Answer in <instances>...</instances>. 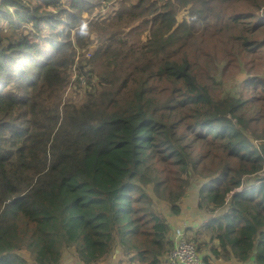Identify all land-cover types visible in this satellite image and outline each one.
Listing matches in <instances>:
<instances>
[{"label": "trees", "instance_id": "obj_1", "mask_svg": "<svg viewBox=\"0 0 264 264\" xmlns=\"http://www.w3.org/2000/svg\"><path fill=\"white\" fill-rule=\"evenodd\" d=\"M60 1L0 0V264H162L155 200L178 215L195 175L209 254L264 264V79H215L261 57L264 0H64L87 17L48 52Z\"/></svg>", "mask_w": 264, "mask_h": 264}, {"label": "rangeland", "instance_id": "obj_2", "mask_svg": "<svg viewBox=\"0 0 264 264\" xmlns=\"http://www.w3.org/2000/svg\"><path fill=\"white\" fill-rule=\"evenodd\" d=\"M12 9V7H11ZM47 10H49L52 13V19L45 25V31L48 32V38L46 39L45 43L48 46L44 47V50L50 52L52 47L57 45L59 42L64 41L66 38V32L67 30L73 31V28L85 17H87V14L84 13L81 9L73 8L70 5L66 4L65 1H60L57 3V5H49L47 7ZM94 14V13H93ZM185 11L181 10L177 13L176 18L178 22L182 21V17L184 16ZM259 15L264 16V7L263 10L259 12ZM14 17H11V20H13ZM25 23V22H23ZM29 25H31V22H29ZM44 26V27H45ZM260 27L258 30L260 40L264 42V29ZM96 42V40H93ZM95 44L91 45V48L93 50V47ZM34 49V48H33ZM264 49V46H263ZM38 51V46H35L34 52ZM84 53V57L88 58L92 51L91 50H83L81 51ZM264 50H261V57L256 58L253 61L247 63L243 60H238L232 63V65L229 66V68L226 69V71L220 75L219 72L215 75V79L221 80V84L219 85V89H221L223 92H229L232 94H238L240 92L242 87V82L245 79H248L249 77L256 76L264 79ZM76 71L75 69L71 71V81L72 83L69 84V87L67 88V94L66 96L75 97L76 100L80 101L84 94L85 89L83 88L85 85L84 78L80 77V84H78L77 76L75 75ZM78 74V72H77ZM96 81V79H95ZM262 123V121L260 122ZM264 124V123H263ZM189 170H192L189 168ZM197 176L191 177L192 187L187 191V194L183 195L181 198L179 205L180 207H193V204L197 202L198 197V191H199V183L196 181ZM248 182V181H247ZM246 183V181H245ZM249 183V182H248ZM155 207L164 215L168 214L169 210L167 205L164 202H161L160 200H155ZM198 208V205H197ZM199 209V208H198ZM195 213L197 211H194ZM205 221L200 222L199 227L195 230L194 233L189 232L188 236L191 240H193L196 244V247L198 249V245L200 247L199 253L203 257V260H205L206 255L208 253L207 245L205 247L204 243L210 239L208 234V230H206ZM200 229V230H199ZM198 230L200 234H198ZM213 243V242H212ZM216 244V242L214 241ZM213 243V244H214ZM205 262V261H204ZM240 264V263H236ZM243 264V263H242ZM244 264H253V263H244Z\"/></svg>", "mask_w": 264, "mask_h": 264}, {"label": "crops", "instance_id": "obj_3", "mask_svg": "<svg viewBox=\"0 0 264 264\" xmlns=\"http://www.w3.org/2000/svg\"><path fill=\"white\" fill-rule=\"evenodd\" d=\"M187 191L185 194H187ZM180 209L181 212L178 215H172L170 212H168V214H164L171 226V229H174L175 227H185L187 229V233L189 232L194 233L195 230L199 227L200 222L203 221L206 222V220L209 218V215L203 214L197 208V202L193 204L192 209L191 207H186V206L180 207ZM194 211L197 212L195 213ZM22 254L27 259L28 264H34L32 259H30L28 253L26 254L24 252ZM204 256L207 257V261L205 262V264L240 263L239 261L234 259L228 261L217 259L213 257L211 254H209V252ZM60 264H83V263L79 261L70 250H68L62 256V260ZM100 264H140V263L137 262V260H130L126 255H124V253H122V251H120L118 248H115L113 252L105 259V261L101 262Z\"/></svg>", "mask_w": 264, "mask_h": 264}, {"label": "built area", "instance_id": "obj_4", "mask_svg": "<svg viewBox=\"0 0 264 264\" xmlns=\"http://www.w3.org/2000/svg\"><path fill=\"white\" fill-rule=\"evenodd\" d=\"M74 70V69H73ZM173 248L163 258V264H205L196 244L185 227L171 229Z\"/></svg>", "mask_w": 264, "mask_h": 264}]
</instances>
